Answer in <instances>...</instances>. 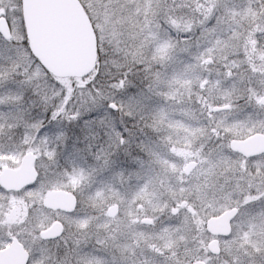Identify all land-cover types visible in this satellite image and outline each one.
<instances>
[{"label":"rangeland","instance_id":"obj_1","mask_svg":"<svg viewBox=\"0 0 264 264\" xmlns=\"http://www.w3.org/2000/svg\"><path fill=\"white\" fill-rule=\"evenodd\" d=\"M80 1L88 13L87 19L96 35L97 53L99 50L100 54L105 56L106 63L98 62L97 59L93 71L82 78L55 77L63 89L71 92L70 95L73 91L86 89L88 83L96 76L97 70L103 74L105 80H110L123 65L131 61L136 51V41L145 40V37L151 40L156 35V29L164 23L159 18L163 11L165 19L172 26V42H183L185 39L189 42V50H177L174 58L166 65L156 63L148 70L154 72L160 69L161 72L167 73L168 77L177 74L175 82L171 85L170 98L153 95L146 101L148 108L145 112L148 115L145 119L134 123L127 121L128 126L133 129L130 142L122 148L115 145L108 147L111 144V127L119 123V117L106 116L103 126L97 123L93 128L84 124V120L89 119L87 115L71 123L67 119L48 123L46 102L50 104L52 98L60 95L62 89L56 88L54 84L41 83L42 92L48 98L46 101L43 95L33 94V89L36 88L35 80L28 82L24 76H17L15 81L9 80L6 85L0 84V96L5 95L9 89L13 94H24L22 102L0 103V125H3L2 133L5 131L0 136H13L19 130L20 134L18 132L16 136L23 138L27 131L25 127H8L14 117H23L25 121L43 119L47 123L44 131L49 137L57 138L60 131L67 133V147L63 137L58 139L61 142V150L53 162L54 168L64 165L68 169L69 180L74 168L83 169L86 180L82 185L73 187L80 189L83 200L81 214L86 217L92 229L89 235L95 233L100 236L102 233L101 239H106L117 249L115 254L118 258H129L127 264H132V261L136 264L145 261L147 264H153L162 248L167 253L170 248L181 249L183 254L192 257L189 259H194L193 256L196 257L197 252L203 248L207 249L212 239L206 230V221L220 215L229 198H239L238 192H231V186L241 183V180L238 181L240 172H233L232 162L242 156L227 146V140L223 150L226 154L223 157V166L216 170L211 181H205V177L209 175L206 154L216 149L221 141L215 137L209 139L197 131L200 125L209 123L207 111H203L198 99L200 95H208L201 92V79H204V76L215 78L214 75L222 79V85L212 89L210 100L214 105L226 102L225 94L232 92L234 82L238 80H242V83L237 87L249 90L243 98L232 101L235 105L233 108L216 112L217 117L230 111L231 114L227 116L229 123L244 121L249 114L253 122L264 121V109L248 102L251 92H256L257 96L264 94V79L261 77L264 73V5L258 0ZM13 10H22L20 0H3L0 4V17L6 18L5 13L11 15ZM209 16H212V24H217L216 18L219 17L216 36H209L207 28L203 26ZM11 33V42L0 39V50L11 49L14 53L16 47H19L21 57L30 65L29 51L19 44L24 37L20 31L18 16ZM209 39L214 47L207 42ZM210 47L211 51H207ZM142 51L147 54V49ZM234 53L238 55H233ZM254 57L261 63V70L250 75H237L241 66L248 65ZM210 58L214 60L213 66L209 65ZM3 63L5 61L0 57V64ZM229 70L234 73L231 78L226 77ZM140 73L145 75L143 71ZM35 74L38 78H43V68L40 65L36 66ZM186 76L189 78L185 79ZM152 79V76H148L145 84ZM160 87L166 93L170 91L167 85L162 84ZM139 90L134 89L137 92ZM91 92L92 90H88L89 95ZM197 109L199 113L192 112ZM93 115L99 117L104 115V112H93ZM106 131L109 136H105ZM256 132L264 133L252 131L251 126L247 129L237 127L233 131V137L244 138ZM43 134L42 132L41 135ZM101 144L104 147L97 153L101 155V159L96 160L91 152ZM77 149L83 151L78 152ZM104 154H108V166L103 164ZM84 157H87V160ZM191 160L198 161L199 165L191 176L187 177L183 170ZM245 166L253 172L258 168L264 169V155L242 160L241 167ZM149 177L153 178L151 183L141 191ZM181 188L184 189L183 193ZM93 189L96 190V196L89 197L88 190ZM189 192H192V196L188 195ZM116 204L120 206V212L117 218L111 219L107 209ZM252 207L259 215L264 201ZM172 208H176L177 214L171 212ZM145 217L153 218L155 224H142ZM253 223L255 221L248 222L246 217L241 219V223H234L232 235L220 240L221 256L212 259L209 264H241L242 261L245 264H261L258 257L254 262L253 257L248 255L260 249L264 243L258 230L251 226ZM105 224H108V228L104 227ZM165 242L166 247H163ZM45 251L46 248L37 252L40 257L45 258ZM37 259L41 260L39 257Z\"/></svg>","mask_w":264,"mask_h":264},{"label":"snow or ice","instance_id":"obj_2","mask_svg":"<svg viewBox=\"0 0 264 264\" xmlns=\"http://www.w3.org/2000/svg\"><path fill=\"white\" fill-rule=\"evenodd\" d=\"M2 3L3 0H0V4ZM22 3L23 0H20L21 5ZM5 15L10 30L15 25V18L17 16L19 17L20 31L23 33L24 37L19 44L29 51L31 64H26L23 60L20 55L19 47H16L14 53L11 49L0 50V57L5 61V63L0 64V78H2L0 79V84L6 85L9 80L15 81L17 76H24L28 82L35 80L36 88L33 89V94L43 95L46 101L48 98L46 94L42 92L41 83L54 84L56 88L62 89L60 95L52 98L50 104L46 102L45 112L48 123L61 119H67L71 123L73 121H79L83 116L87 115L89 119L84 120V124L89 128H93L97 123L103 126L106 116H111L113 118L119 117V123L111 127V144H109L108 147L115 145L118 148H122L130 142L133 129L128 126L127 121H132L134 123L137 120H144L145 116L148 115V113L145 112V109L148 108L146 101L150 100L153 95H163L170 98L171 85L175 82L177 74L174 73L172 77H168L167 73L161 72L160 69H156L154 72L148 71L150 67H154L156 63L166 65L174 58L177 50H189V42L187 39L183 42L180 40H175L174 43L172 42V26L169 24L168 20L165 19L163 11H161L159 18L162 19L164 23L160 24L159 28L156 29V35H154L151 40H147V37H145V40L136 41V51L133 53V58L130 62L123 65L115 76L111 77L110 80H105L103 74L97 70L96 76L88 83L86 89L69 95L68 91L63 89L60 81L56 80L51 72L42 65L40 59L31 53V45L27 35V22L24 18L23 11L13 10L11 15H7V13H5ZM216 19L217 24H212V16H209L203 25L207 28L209 36L217 35L219 17ZM165 24L169 26L165 27ZM176 30L180 31L179 29ZM0 39L11 42V38L5 36L3 32H0ZM145 41H147V43H145ZM207 42L211 47H214L212 40L209 39ZM216 43H219L218 38L216 39ZM182 44L183 46H181ZM211 47L207 49V51H211ZM143 49H147V54L142 51ZM165 49H167V51H165ZM233 55H238V53H234ZM97 59L98 62L104 61L106 63L105 56L101 55L99 50ZM197 59H199V57H197ZM37 65L43 68L42 79L38 78L35 74ZM142 71L145 72L143 79H148V76H152L153 79L137 92L134 91L137 85L131 80V77L138 75V73ZM252 71L254 73L256 69H252ZM233 75L234 73L229 70L226 77L231 78ZM237 75L242 74L238 73ZM261 77L264 79V73L261 74ZM206 83L209 84V87L204 88V85H201V89L206 91L208 95H200L198 99L200 100L202 108L207 111L209 123L207 125H200L197 131L209 139L215 137L217 140L221 141L216 149L206 154L209 175L205 177V181H211L212 177L215 176L216 170L223 166V157L226 155L223 151L225 141H228L227 146L234 147V129L237 127L247 129L251 126L252 131H264V121L253 122L251 114H249L244 121L229 123L227 116L231 114L230 111L224 112L221 117H217L215 115L216 112L233 108L235 105L232 101L234 99L243 98L249 90L237 87L238 84L242 83V80H238L234 82L232 92L225 94L227 97L226 102L222 105H214L210 100L212 97V89L218 87L220 81H206ZM249 83H251L250 79ZM162 84L169 86L170 91L168 93L164 92L163 88L160 87ZM88 90H92L91 95L88 94ZM125 93H127L126 96ZM233 93H235V95H233ZM253 97H255L254 100ZM23 99L24 94L22 92L13 94L11 89H9L5 95L0 96V103L22 102ZM248 102L255 103L258 108L264 109V94L257 96L256 92H251ZM101 110H103L104 115L99 117L93 115V112L99 113ZM21 126L25 127L27 131H25L21 140V144L24 147L17 151L23 155V153L31 147L39 151V155L36 156L34 161L35 179L18 190V194L25 196L27 200L32 202L31 212L34 216V220L30 221V223H33L37 239L45 241L49 239L46 235V229L51 225L53 220H58L62 226L61 231L56 237L57 242L54 244L56 251L53 253L50 249H46L49 253L48 256L45 257L48 264H127L129 258L123 256L118 258L115 252L112 251L113 246L106 243V239H101L100 236L95 233L89 235V232L92 230L91 225L79 210L80 189L78 187H73V185H82L86 180L83 169L74 168L70 175V180L65 183L60 177L67 173L68 170L64 169L62 172H56L51 167L52 162L56 161L58 153L49 145V140L51 138L47 132L44 131L47 128L44 120L25 121L23 117H14L12 122L8 124L9 128H20ZM2 129L3 125H0V134H2ZM42 132L44 133L43 135H41ZM245 134L248 133L245 132ZM105 136H109V132L106 131ZM61 137L64 138L65 147H67V133L60 131L57 134V138L59 139ZM89 147L91 148L92 146L89 145ZM103 147V144L97 145L95 150L91 152L94 159H101V155H97V153H100ZM44 148H47V150L45 151ZM77 151L80 152L83 150L77 149ZM84 159L87 160V157H84ZM244 159L247 158L242 156L232 162L233 172H240L238 181H244L243 184L238 182L236 185L231 186V192H238L239 198L235 200L229 198L228 204L222 209V212L223 214H227L228 212H232L233 209L235 210L234 215L229 217V224L241 223V219L245 217L248 222L255 221L251 226L258 230L261 240L264 241V207L260 209L259 215L255 213L252 207L264 201V169L258 168L257 171L253 172L246 166L241 167V161ZM103 164L104 166L109 165L108 154H104ZM152 179V177H149V180L142 186L141 191L143 187H147L151 183ZM53 187H66L67 190L72 192L73 196L76 197V206L57 216L46 215L48 209L47 206L43 204L42 200L43 196ZM181 192H184L183 188H181ZM231 192L229 193V197L231 196ZM0 193H3L0 198L7 201L10 190L3 189V187L0 186ZM188 195L192 196V192H189ZM171 212L177 214L176 208H172ZM237 217L241 219H237ZM112 222L115 221H109V223ZM104 227L108 228V224H105ZM109 231L112 230L109 229ZM10 239L9 237L8 240L10 241ZM60 242L63 244V250H61ZM153 251L157 250L153 249ZM160 254L163 255L164 253ZM248 255L253 257L254 262L255 258L258 257L261 264H264V243H262L260 249H257L255 252H250ZM173 257H175V253H173ZM29 261L30 264H44V260L37 259L35 255L30 256ZM132 264H136V262L132 261ZM141 264H147V262H141ZM165 264H183V262L179 259L166 256ZM241 264H245V262L242 261Z\"/></svg>","mask_w":264,"mask_h":264},{"label":"water","instance_id":"obj_3","mask_svg":"<svg viewBox=\"0 0 264 264\" xmlns=\"http://www.w3.org/2000/svg\"><path fill=\"white\" fill-rule=\"evenodd\" d=\"M22 7L31 51L51 74L58 78H81L93 71L97 62L95 34L78 0H23ZM0 32L11 38V31L5 18L0 19ZM233 143L232 149L246 156L264 153V134H255L245 140H234ZM34 161L33 154L25 156L18 174L23 176L29 173L32 179L35 176ZM196 166V162H190L184 170L185 173L189 174ZM61 194H66L63 203L58 197ZM67 194L61 191L53 192L47 199L48 205L67 211L72 209L76 206V199L72 194L67 197ZM118 210V205L110 207L109 216L115 217ZM234 213L233 209L227 214L222 213L210 218L206 223L207 230L214 236H229L232 232L229 217ZM143 221L147 224L152 223L148 218ZM58 231V226H55L48 235H57ZM208 247L213 254L221 252L217 239L211 241ZM17 264H24V259L21 257V262L18 261Z\"/></svg>","mask_w":264,"mask_h":264},{"label":"flooded vegetation","instance_id":"obj_4","mask_svg":"<svg viewBox=\"0 0 264 264\" xmlns=\"http://www.w3.org/2000/svg\"><path fill=\"white\" fill-rule=\"evenodd\" d=\"M259 1L262 2L261 5H264V0H258V2ZM262 37H263V42H264V35ZM208 62H209V65L211 64V66H213V62H214L213 58H210ZM259 66H261V63L257 62V58L254 57V59L251 62H249L248 65L244 67L241 66L239 70L240 72L238 73L242 74L241 76L250 75L251 73H253L252 69H256L255 72L260 71L261 67ZM213 70L214 68L212 67V71ZM17 131L19 132V130ZM4 132L2 134H4ZM18 132H16V134H18ZM259 133L264 134L263 132H256L244 138H234V139L245 140ZM16 134L13 136H0V186H2L3 189L10 190V194L8 195L7 201L0 198V264H17L18 261L21 262V257H22V260L24 259V264H30L29 257L32 255L39 257L41 260H44V264H48V261L45 258L40 257L39 252L37 251L46 248V249H50L51 252L54 253L56 251L54 244L57 242L56 241L57 235L50 236L48 234H50L49 231L53 229L55 226H58V230H59L58 233H59L61 231L62 226L58 220H53L51 225H49V227L46 229V235L49 239L47 241L42 240V239H37V234L34 231L33 223H30V221L34 220V216L31 212L32 202L30 200H27L25 196L18 194V190L22 189L31 180L35 179V176L31 179V176L29 175V173L24 174L22 176L21 174H18V171L21 170L22 163H23L25 156H27L28 154H33L34 158H36V156L39 155V151L29 147L28 150L24 152L23 155H21L20 152L17 150L24 147L21 144L22 137L18 135L16 136ZM7 135H9V133ZM50 138L51 139L49 140V145L51 146V148L55 149L59 155L60 150H61V142L58 140V138H53V137H50ZM44 150L46 151L47 148H44ZM236 153H238L239 155L243 157H246L247 159H255V158H258L264 155V153H262L256 156H246L242 152H236ZM51 167L56 172H62V170L66 169L64 165H62L61 167L58 166L54 168L53 162L51 164ZM194 171L195 170L191 171L189 175H186V174L184 175L189 177ZM34 173H35V170H34ZM60 179L65 181V183L69 181L67 177V173L61 175ZM27 181L28 183H25ZM243 183L244 181L241 180V184ZM60 191L62 193H68L67 197H69V194H72V192L68 191L66 187L51 188L43 196V200H42L43 204L46 205L48 209V212L46 213V215L57 216L67 211L61 208L51 207L47 203V199L50 194H52L53 192H60ZM88 192H91V191L88 190ZM2 195L3 193H0V197H2ZM65 195L66 194L58 195V197L62 199V203H63V200L65 199L64 198ZM79 198H80L79 210L81 211V206H82L81 201L83 200H82V196L80 195V193H79ZM119 211H120V206H119ZM115 218H117V216L111 219H115ZM143 219H142V224L144 225L152 226L155 224V220L153 218H151L152 220L151 224L144 223ZM231 227H232V232L229 236H214L213 234L210 233V235L212 236L211 241H213L214 239H217L219 242L221 252L218 255L211 253V251L208 248V245H207V249L203 248V250H200L199 252H197V256L196 257L193 256L194 259H189L192 257L188 256V254H183L182 252L183 250L181 249L172 248L167 253L162 248L160 253H164V254L163 255L159 254L158 259L156 261L154 260L153 264H165L166 256L172 257L173 259H179L180 261L183 262V264H194L199 261H202L205 264H209L212 259L221 256L222 247L220 244V240H223L224 238H228L232 235L233 224H231ZM159 234H161V232ZM100 236H102V233L100 234ZM9 237L11 238L10 241L8 240ZM60 243H61V250H63V244L62 242ZM106 243L111 245L107 241ZM163 247H166V242L163 243ZM116 250L117 249L113 246L112 251L116 253ZM173 253H175V257H173ZM48 254H49L48 251H45V253H43V257L48 256Z\"/></svg>","mask_w":264,"mask_h":264},{"label":"trees","instance_id":"obj_5","mask_svg":"<svg viewBox=\"0 0 264 264\" xmlns=\"http://www.w3.org/2000/svg\"><path fill=\"white\" fill-rule=\"evenodd\" d=\"M145 75L144 74H142V73H138V75H134V76H132L131 77V80L133 81V82H135V84L137 85V89L139 88V89H142L143 87H144V85H145V83L147 82V79H143V77H144ZM214 77L215 78H211V79H209V78H207V76H204V79L202 78L201 80L203 81V85H204V88H208L209 87V84L208 83H206V81H208V82H215V81H220V84H219V86L218 87H216V88H219L221 85H222V79L220 78V77H218V76H215L214 75ZM187 78H189V77H187L186 76V78L185 79H187ZM186 81V80H185ZM68 91V90H67ZM71 91V90H70ZM76 92V91H75ZM201 92H205V94H207V92L206 91H201ZM69 93H71V92H69ZM73 93H74V91H73ZM72 93V94H73ZM70 95V94H69ZM212 102V101H211ZM203 109V108H202ZM203 111L204 112H206V110H204L203 109ZM192 112H194V113H199V111H198V109H197V111H194V110H192ZM46 121V120H45ZM52 122H55V121H52ZM51 122V123H52ZM46 123V122H45ZM194 124H196V125H198L197 124V122H195ZM173 126V125H172ZM207 147H209V146H207ZM95 197L96 196V190L95 189H93L91 192H89V197ZM168 226V228H170V224H168L167 225ZM166 226V227H167ZM174 247V246H173ZM170 249H172V248H170ZM197 256V255H196Z\"/></svg>","mask_w":264,"mask_h":264}]
</instances>
